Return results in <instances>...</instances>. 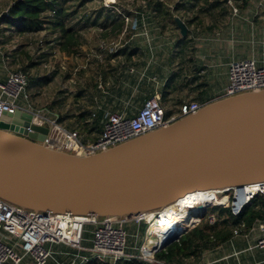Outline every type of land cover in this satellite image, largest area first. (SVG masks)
I'll list each match as a JSON object with an SVG mask.
<instances>
[{
    "label": "water",
    "instance_id": "95a60500",
    "mask_svg": "<svg viewBox=\"0 0 264 264\" xmlns=\"http://www.w3.org/2000/svg\"><path fill=\"white\" fill-rule=\"evenodd\" d=\"M173 22L186 38V25ZM48 134L30 113L1 115V200L34 212L131 220L194 193L235 189L243 201L245 186L264 183V90L218 98L92 155L55 148ZM207 206L197 205L198 214Z\"/></svg>",
    "mask_w": 264,
    "mask_h": 264
},
{
    "label": "crops",
    "instance_id": "0c3cea01",
    "mask_svg": "<svg viewBox=\"0 0 264 264\" xmlns=\"http://www.w3.org/2000/svg\"><path fill=\"white\" fill-rule=\"evenodd\" d=\"M201 6L199 3L197 7L186 13L184 10L188 6L185 5L182 8L181 15L184 18H178L182 22L184 20L190 22V32L186 38H182L178 30L172 35L159 37L141 32L131 35L124 41L122 36H119L116 40L117 43L101 41L105 44L104 48L101 47L103 43L98 45L99 52L111 54L108 59L97 52H92L91 55V52L86 53V66L90 63L89 66L93 67V64L96 63V67L104 69L100 72L101 76H98L97 80H101L104 85L113 86L103 93L105 97L97 98L99 103L108 106L110 114L135 115L148 98L158 96L164 106L165 114L169 112L170 116H173L183 103L195 102L204 105L220 98L227 85L229 62L254 59L259 66L264 67V52L255 55L250 50L254 47L250 44L252 41L258 42L260 38L264 40V0H235L232 4L222 3L213 8L214 12L210 14H202ZM230 10H235L237 13L231 14ZM211 14L210 26L205 29L215 34L218 26L222 25V21L229 19L232 21L233 28L230 31H235L238 36L236 50L226 53V56H222L216 48L203 49L201 20H204L205 16L210 17ZM215 43L219 42L211 40L208 45L212 47ZM244 43H246V49L241 51L238 47H244L242 45ZM111 46L116 47L115 52L120 51L123 47H127V49L123 55L116 54L106 50ZM82 50L84 49L82 48ZM82 50H78L76 55L69 57H77ZM129 53H133V55L128 61L126 57ZM94 58H98V60ZM96 82L95 80L94 83ZM97 88H101V85L98 84ZM93 90L89 91L91 97H93ZM259 225L256 224L245 233L239 232L237 235L232 233V237L226 242L201 250L198 253L197 262H194L193 258H184L181 264H264V247L257 246V242L261 238ZM193 227L184 229L182 233H186ZM90 244L91 238L84 241L83 246L89 248ZM134 248L131 246L127 255L134 254ZM50 249L51 257L55 254L58 255V258H53L50 264H92L91 261L85 262L90 258V256L87 257L88 252L86 251H82L81 253L85 254L81 255L77 250L63 245H53Z\"/></svg>",
    "mask_w": 264,
    "mask_h": 264
},
{
    "label": "built area",
    "instance_id": "2783aa9c",
    "mask_svg": "<svg viewBox=\"0 0 264 264\" xmlns=\"http://www.w3.org/2000/svg\"><path fill=\"white\" fill-rule=\"evenodd\" d=\"M26 85V78L21 73H10L3 82H0V117L2 114L13 115L18 111L30 113L36 124L48 126L50 145L76 154L92 155L108 150L156 131L177 119L195 114L202 107L195 102L183 103L178 107L176 114L167 118L161 99L152 96L144 102L135 115L109 114L102 125L99 137L93 142L84 144L76 131L63 129L55 121L24 109L20 102L28 99ZM262 90H264V67L259 66L257 61L243 59L228 63L227 85L220 98ZM256 186H258L256 192L246 196L245 199L243 196L241 203H237L239 198L237 190H230L234 193L232 203L229 205L233 215H237L256 195L264 196V183ZM160 214L161 212H156L150 216L157 220ZM213 222V218L210 217L209 224ZM140 223H144L145 226L142 241L137 249L138 253L136 256L127 255L126 228L131 224ZM87 226L92 227L93 231L90 247L84 248L83 234ZM259 230L261 238L257 246L264 247V221L260 223ZM165 232L166 230L162 229L151 231L149 220H146L145 216L131 220L81 218L24 210L0 199V264H47L51 258L50 247L53 245L86 251L90 254V258L85 262L91 261L92 264H117L124 258H136L148 264H163L153 259V252L159 249L161 245L159 235ZM233 234L237 235L239 231L234 230ZM173 241L170 240L166 247ZM148 242H152V245L148 246Z\"/></svg>",
    "mask_w": 264,
    "mask_h": 264
},
{
    "label": "rangeland",
    "instance_id": "374dc122",
    "mask_svg": "<svg viewBox=\"0 0 264 264\" xmlns=\"http://www.w3.org/2000/svg\"><path fill=\"white\" fill-rule=\"evenodd\" d=\"M64 1L66 2V7H71L70 13L73 14L74 12L72 20L68 23V25L77 26L76 28L79 30L82 38L81 47L84 50L80 48V50H82L81 53H78L77 57L74 56L70 58L58 51L55 44L52 43L54 37L50 35L48 30L43 29L42 31L30 35H19V27L14 26L11 28L0 22V80H5L10 73L17 71L19 66L28 65V60L35 63L36 67L29 70L28 76L32 79H36L39 83L38 85H30L27 88L26 94L28 95V99L20 102V104L24 107V109L35 115L55 121L56 124L63 129L65 127L79 133L80 125L83 123L77 120L79 115L86 114L89 117L90 115L96 116L99 109L104 112L105 118L110 114V112H108V106L104 103H99L97 98L105 97L103 93L106 92V89L113 87L110 85H104L101 80H97L98 76H101L100 72L104 70L102 67H96V63L93 64V67L92 65L89 66L90 63L86 66V53L91 52L90 55L92 52L100 53L98 45L103 43L101 42L102 40L99 39V27H92L91 22L97 19L100 12L104 17L107 15L108 10H110L120 14L121 17L124 18L126 24L131 23V26L136 25L133 18L135 11L134 7L142 4L143 0H118V2L117 0ZM212 1L213 0H208V3H213ZM233 1L235 0H227L226 2L232 4ZM174 2L180 3L182 0H171L170 5L172 6ZM115 3H118L119 6L113 8L112 4ZM191 3L194 4V2ZM9 4L10 0H0V18L2 13L6 11ZM201 5L203 4L201 3ZM230 11L231 14L237 13L235 10ZM201 13L205 14L203 12ZM122 14H124V16H122ZM126 14H129L130 17ZM203 19L204 28L210 26L212 19L209 16H205ZM87 20L88 22L86 23ZM170 27L172 31H166L161 35L157 34L158 37L166 36L168 34L172 35L173 31L176 32L172 28V25ZM231 29H233L232 21L229 19H224L222 21V25L218 26V30L215 34H213L212 31L202 28L201 43L203 45V49L211 50L216 48L222 56H226V53L228 54L230 51H235L236 38L238 36L235 31H230ZM211 40L219 43H215V45L211 47V45H208ZM259 40L260 41L258 42L252 41L250 43L254 46L253 48H250V50L253 51L252 54H263L264 40L261 38ZM114 42L117 43V41ZM104 44L105 43H103L101 47H103ZM242 45H244V47H238V49L244 51L246 49V43ZM115 48V46H111V50H106L114 52ZM106 53L100 54H103L105 59H108L111 54ZM94 59L98 60V58ZM16 61H18V63H15ZM43 78H47V81H43ZM95 80L97 81L96 85L98 86V84H100L101 88H96L97 90L94 89L93 97H91L89 96V91L91 92L92 90L90 89V85H92ZM111 80L114 82L113 79ZM114 92L115 90L113 93ZM92 116L87 119L86 122L89 126L93 123L94 117ZM84 136L85 135H81L80 138H83ZM253 194L254 193L250 188H243L242 190L244 199L246 196ZM233 198L234 193L232 191L215 193V204H209L207 209L212 207H228L232 203ZM197 199L201 204V197ZM224 199L226 200L225 204L220 205L221 201ZM237 199V203L242 201V197ZM189 210V208L181 207L179 212L176 213L178 220L172 224L175 235H177L179 225L186 221L187 215L190 212ZM201 215L203 217L204 214H198V212L196 213V216ZM152 221H154L153 218L149 220V227L151 226ZM187 228L188 227H183V229ZM160 229L164 230L163 227L158 230ZM136 230H130V232H132L130 233L131 237L128 238V243L130 245L137 246L140 239L142 240L143 238V235L140 238L138 237L139 229ZM149 245H152V242H148V246Z\"/></svg>",
    "mask_w": 264,
    "mask_h": 264
},
{
    "label": "trees",
    "instance_id": "16d2710c",
    "mask_svg": "<svg viewBox=\"0 0 264 264\" xmlns=\"http://www.w3.org/2000/svg\"><path fill=\"white\" fill-rule=\"evenodd\" d=\"M226 1L227 0H213V3H208V0H182L180 3L174 2L171 6V0H143L142 4L136 5L134 7L135 11L133 18L136 25L131 26V23L126 24L124 18L121 17L120 14L110 10H108L107 15L104 17L100 12L97 19L91 22V25L92 27H99V39L105 41V43L116 41L119 36H122V40L124 41L129 39L131 35L141 32H147V34L150 35H161L166 31H170L171 25L175 31L178 30L175 23L173 22V18H184L181 13L183 10L182 8L185 5L188 6V10H184L186 13L197 7L199 2H201L203 4L201 6V12L210 14L214 12L213 8L221 5L222 3H226ZM191 2H194V4ZM117 6H119L118 3L112 4L113 8ZM70 9L71 7H66V2L64 0H10V4L8 5L6 11L1 15L0 22H2L3 25L11 28L14 26L19 27V35H30L42 31L43 29L48 30L50 35L54 37L52 43L55 44L60 53L64 54L65 56L76 55L82 46V38L80 36L79 30L76 28L77 26L68 25V23H70L72 20V16L74 15V12L73 14L70 13ZM126 15L130 17L129 14ZM122 16H124V14H122ZM211 16L212 14L210 15V18ZM87 22L88 20L86 23ZM183 23L187 27V35L189 36L190 22L184 20ZM202 28L205 29L203 20H201V30ZM173 33L174 31L172 34ZM126 49L127 47H123L120 49V51L118 50L114 52L116 54L123 55ZM132 55L133 53H129L126 59L128 61L131 60ZM15 63H18V61ZM130 64L132 65V63ZM34 67H36V64L28 60V65L19 66L18 70L14 71V73H21L25 76L27 81L26 90L30 85H38L39 83V81L36 79H32L28 76L29 70ZM44 80L47 81V78H43V81ZM3 81L4 80H0V82ZM90 88L96 89V83L93 82L92 85H90ZM170 115L171 114H169V112L165 114L166 117H169ZM91 116L92 115H90V117ZM90 117L86 114H81L77 118L78 121L83 122L82 125H80V131L78 135L79 137L81 135H85L83 138H80L84 144L93 142L99 137L102 131V125L106 119L104 112L100 109L96 113V116H92L94 118L91 126L86 123L87 119ZM64 129L67 128L64 127ZM201 200L205 206L209 204H215V193L201 196ZM225 202V199L222 200L220 205H224ZM210 217H212L214 220L213 224H209ZM263 221V195H256L253 197L247 205L242 207L237 215L232 214L230 206L212 207L210 209H206V212L204 213L201 220H199V216H197L189 221L182 222L177 230L178 238L164 249H158L154 251L153 259L158 262H162L163 264H181L182 259L184 258H193L194 262H197L198 253L201 250L212 248L226 242L232 237L234 230H238L240 233H245L253 228V226L260 224ZM196 224L197 226H195ZM144 226V223H140L139 225L131 224L126 228V254H128L127 252L131 246H134V254L130 255L136 256V250L139 245V243L137 246L130 245L128 243V238L131 237L130 233H132L130 230L139 229L138 237L140 238L143 235ZM183 227L193 228L189 229L186 233H182L184 230ZM92 231V227H85L83 243L84 241H87L91 238ZM129 245L130 248L128 249ZM78 252L81 255L85 254L81 253L82 251ZM87 254V257H89V253ZM53 258H58V255L55 254V256H52L47 264H50ZM117 264L148 263L136 258H124L118 261Z\"/></svg>",
    "mask_w": 264,
    "mask_h": 264
},
{
    "label": "bare ground",
    "instance_id": "6f19581e",
    "mask_svg": "<svg viewBox=\"0 0 264 264\" xmlns=\"http://www.w3.org/2000/svg\"><path fill=\"white\" fill-rule=\"evenodd\" d=\"M35 122V121H34ZM245 188H250L252 189L253 193L256 192V190L258 189V186L256 185H252V186H245ZM213 192H206V193H194L191 195H187L185 197H183L182 199L178 200L173 206L169 207L166 211L161 212V214L159 215V218H157V220H154L151 222V226H150V230L151 231H156L159 228L163 227L164 231L166 230L165 233H163L162 235H159V244H164V243H169L170 240L172 239L175 235V233L173 232V223H175L178 219H177V212H179V209L181 207H186L189 208L190 212L187 215L186 221L191 220L192 218L197 217L196 213L198 212L196 209L197 205H203L205 206L203 203H199L198 199L201 196H204L206 194H210ZM146 220H150L151 216L150 215H146L145 216ZM168 230V231H167ZM168 232V234H166ZM166 234V236H165Z\"/></svg>",
    "mask_w": 264,
    "mask_h": 264
}]
</instances>
